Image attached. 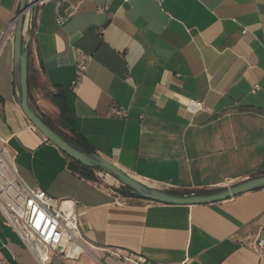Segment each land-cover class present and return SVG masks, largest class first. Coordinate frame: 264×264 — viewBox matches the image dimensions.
Listing matches in <instances>:
<instances>
[{"label": "crops", "instance_id": "crops-1", "mask_svg": "<svg viewBox=\"0 0 264 264\" xmlns=\"http://www.w3.org/2000/svg\"><path fill=\"white\" fill-rule=\"evenodd\" d=\"M58 2L68 16L62 25ZM20 4L0 0V139L21 178L73 201L95 246L162 264H264L255 248L264 238V188L172 205L122 197L72 168L18 102ZM81 53L92 60L74 86ZM29 100L54 128L161 189L211 192L264 175V0H42ZM196 102L203 106L192 109ZM113 103L129 116H110ZM0 244L8 264L36 260L1 212Z\"/></svg>", "mask_w": 264, "mask_h": 264}, {"label": "built area", "instance_id": "built-area-1", "mask_svg": "<svg viewBox=\"0 0 264 264\" xmlns=\"http://www.w3.org/2000/svg\"><path fill=\"white\" fill-rule=\"evenodd\" d=\"M60 6L61 2H58V25L64 24L68 19V16L60 13ZM91 60V54L81 53L76 63L74 86L85 76ZM202 106V102L191 105L192 109ZM109 115L127 118L129 109L113 103ZM0 212L5 224L13 228L35 256L38 264H52V252L59 256L62 264L80 260L83 255H89L93 264H162L146 260L131 251L98 247L90 243L81 230L75 203L56 198L39 186H29L18 173L16 154L10 149L7 141L1 139ZM255 248L260 255H264V238L257 239ZM1 249L0 244V253ZM97 251H101L102 256L98 255ZM180 264H190L189 259Z\"/></svg>", "mask_w": 264, "mask_h": 264}, {"label": "water", "instance_id": "water-1", "mask_svg": "<svg viewBox=\"0 0 264 264\" xmlns=\"http://www.w3.org/2000/svg\"><path fill=\"white\" fill-rule=\"evenodd\" d=\"M42 0H21L19 14L14 22V72L18 102L32 124L48 140L54 143L70 158L81 164L103 169L116 177L127 191L145 200L172 205L212 204L235 196L264 188V175L253 177L240 183L207 193L180 194L149 185L108 158L78 145L54 130L32 107L29 100V55L34 35L36 12ZM31 9L29 19L26 16ZM28 21V35L25 24Z\"/></svg>", "mask_w": 264, "mask_h": 264}, {"label": "rangeland", "instance_id": "rangeland-1", "mask_svg": "<svg viewBox=\"0 0 264 264\" xmlns=\"http://www.w3.org/2000/svg\"><path fill=\"white\" fill-rule=\"evenodd\" d=\"M16 164H17V159H16ZM96 175H97V180L100 182V184H102L105 187L116 190L123 197L122 189L124 188V185L118 179H116L114 175L103 169H97ZM2 254L6 256V251L3 250ZM26 258L27 257L23 259V264H38L36 260L30 258L26 259ZM79 261L80 264H93V259L89 255H83ZM0 264H8L4 261L2 255H0ZM52 264H62V263L61 261L56 259V261L54 260Z\"/></svg>", "mask_w": 264, "mask_h": 264}, {"label": "trees", "instance_id": "trees-1", "mask_svg": "<svg viewBox=\"0 0 264 264\" xmlns=\"http://www.w3.org/2000/svg\"><path fill=\"white\" fill-rule=\"evenodd\" d=\"M46 122L48 125H50L54 130H56L61 135L65 136L66 138L70 139L71 141H74L78 145H81L87 149L92 150L80 137H69L65 133L54 128L48 121H46ZM71 129L73 130V128H71ZM72 168L77 170L82 176H84L90 180H97L96 170L100 169V168H92V167L85 166V165L81 164L80 162L75 161L73 159H72ZM207 192H210V191H204L201 193H207ZM176 193L190 194L193 192L192 191H186L184 193H181V192H176ZM122 194L124 195V197H137L136 195L132 194L131 192H128L126 186H124V188L122 189Z\"/></svg>", "mask_w": 264, "mask_h": 264}, {"label": "bare ground", "instance_id": "bare-ground-1", "mask_svg": "<svg viewBox=\"0 0 264 264\" xmlns=\"http://www.w3.org/2000/svg\"><path fill=\"white\" fill-rule=\"evenodd\" d=\"M30 12H31V9L30 8H28V10H27V12H26V16H27V18L29 19V15H30ZM28 29H29V23H28V21L26 22V24H25V37H27V35H28ZM135 176V175H134ZM135 177H137V176H135ZM138 179H140V180H142V181H144L145 183H147L145 180H143L142 178H140V177H137ZM148 184V183H147ZM150 185V184H149ZM153 186V185H152Z\"/></svg>", "mask_w": 264, "mask_h": 264}]
</instances>
